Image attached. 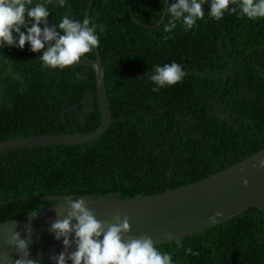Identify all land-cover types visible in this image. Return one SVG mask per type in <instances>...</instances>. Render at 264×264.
<instances>
[{"label": "trees", "instance_id": "obj_1", "mask_svg": "<svg viewBox=\"0 0 264 264\" xmlns=\"http://www.w3.org/2000/svg\"><path fill=\"white\" fill-rule=\"evenodd\" d=\"M89 1L67 0L63 8L50 4L48 19L58 23L69 15L82 21ZM131 3L134 15L149 24L161 19L165 7L163 0ZM204 10L193 29L185 31L178 21L168 33L167 15L157 27H144L131 18L127 0H94L89 20L97 25L113 120L100 138L86 143L1 153L0 222L60 202L22 197L151 195L199 180L264 147V18L225 12L217 21L208 15V5ZM2 51L9 61L0 65V141L86 132L100 124L92 68L42 67L43 50L32 52L28 44ZM83 57L93 58L95 51ZM173 61L186 76L153 91L147 73ZM90 97L94 100L84 104ZM156 247L175 264H264V215L251 207Z\"/></svg>", "mask_w": 264, "mask_h": 264}, {"label": "clouds", "instance_id": "obj_2", "mask_svg": "<svg viewBox=\"0 0 264 264\" xmlns=\"http://www.w3.org/2000/svg\"><path fill=\"white\" fill-rule=\"evenodd\" d=\"M66 3L67 0H36L35 3L33 0H0V53L5 47L23 49L28 44L32 52L43 50L38 56L42 67L64 69L96 49L100 44L97 25L90 26L87 18L80 21L65 15L58 23L49 26L51 13L48 5L63 8ZM163 3L169 18L164 31L168 33L177 27L178 21L185 31L193 29L198 20L205 18V5H208V15L217 21L224 17L225 12L237 13L249 20L264 18V0H171V3L163 0ZM99 27L104 30L103 25ZM8 61L7 56L0 55V65ZM147 75L154 84L153 91H159L182 81L186 70L173 61L155 65ZM258 163L264 167V159ZM248 183L245 179L244 184ZM65 198L69 205L67 215L58 214L63 218L55 219L50 227L64 246L63 251L51 256L52 264H175L170 253L158 250L150 235L125 238L131 232L128 216L121 218L117 215L115 222L101 221L87 206L84 196ZM222 215L223 211L217 210L209 220L214 222ZM7 225L0 223L6 234V244L17 258L11 260L8 255L0 256V264H38L30 258L28 237L32 232L31 224L26 226V238ZM186 251L192 252L190 248Z\"/></svg>", "mask_w": 264, "mask_h": 264}, {"label": "water", "instance_id": "obj_3", "mask_svg": "<svg viewBox=\"0 0 264 264\" xmlns=\"http://www.w3.org/2000/svg\"><path fill=\"white\" fill-rule=\"evenodd\" d=\"M170 1V0H169ZM94 0H90L85 13L89 19ZM131 18L144 27H157L165 19L163 11L161 19L154 24L140 21L133 13L131 0H127ZM27 15V13H26ZM49 26L51 23L48 19ZM95 57H82L70 66L83 65L92 68L95 74L96 98L101 112L100 124L86 132H64L42 135L15 137L0 141V154L13 148L39 145L81 144L100 138L109 128L113 117L106 90V72L99 48L94 49ZM82 77V75H80ZM90 101L94 99L89 98ZM264 159V147L242 160L221 169L213 174L191 183L151 195H137L120 198L117 193H109L104 197L96 194L83 195L87 206L95 212L101 221L115 222V217L130 218L131 232L125 238L150 235L155 244L168 243L175 239L206 231L208 228L224 223L251 207L261 209L264 215V167L259 161ZM247 179L249 183L244 184ZM68 196L35 195L22 198H49L60 202L19 215L7 221V227L14 228L27 237L26 226L31 224L32 232L28 237L30 258L37 262L52 263L51 256L63 251L62 241L55 238L50 231L51 223L58 214L67 215ZM18 198H13L16 200ZM7 202V201H5ZM0 203H3L2 201ZM217 210L223 215L214 222L209 220ZM34 213V214H32ZM8 255L11 260L16 254L6 244V234L0 227V256Z\"/></svg>", "mask_w": 264, "mask_h": 264}, {"label": "flooded vegetation", "instance_id": "obj_4", "mask_svg": "<svg viewBox=\"0 0 264 264\" xmlns=\"http://www.w3.org/2000/svg\"><path fill=\"white\" fill-rule=\"evenodd\" d=\"M91 101L90 100H86V101H84V104L86 103V105L88 104V103H90ZM185 155H188V152H185L184 153Z\"/></svg>", "mask_w": 264, "mask_h": 264}]
</instances>
